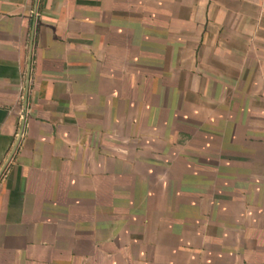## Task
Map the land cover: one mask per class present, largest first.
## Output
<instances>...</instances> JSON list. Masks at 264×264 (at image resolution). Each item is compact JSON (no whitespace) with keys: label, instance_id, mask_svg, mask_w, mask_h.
Returning <instances> with one entry per match:
<instances>
[{"label":"crops","instance_id":"0c3cea01","mask_svg":"<svg viewBox=\"0 0 264 264\" xmlns=\"http://www.w3.org/2000/svg\"><path fill=\"white\" fill-rule=\"evenodd\" d=\"M155 84L232 160L188 197L165 191L184 183L167 145L119 144L167 104ZM256 148L264 0H0V264H148L129 255L140 230L143 249H172L166 264H264Z\"/></svg>","mask_w":264,"mask_h":264},{"label":"rangeland","instance_id":"374dc122","mask_svg":"<svg viewBox=\"0 0 264 264\" xmlns=\"http://www.w3.org/2000/svg\"><path fill=\"white\" fill-rule=\"evenodd\" d=\"M152 90V99L159 101L162 92V99H167V104H162L161 109H159L161 104L154 103V105H152V108L150 109L149 117L147 119H141V116L143 115L140 113L138 119H135L133 121L135 127L133 135H125L123 130L120 129L121 132L124 133V135H120L119 144H131L135 146L148 143L154 144L156 146H162L164 144L167 145L166 150H158L156 151V154L163 156L162 160H164L165 164L167 163L168 169L171 167V169L173 170L170 173L171 176L182 178L184 183L177 186L176 184H168L165 188V191H182L184 195L188 197V194L192 190L196 188L200 190V188L202 187V182L204 180H208L207 177L204 178V176L209 175L210 177L214 174L220 175L222 172V164L226 167L227 163H232V160L231 158L230 160H227V157L225 156L227 155V153H223L222 151L224 150L221 149V147H218L219 145H217L219 143H222V139L218 141L213 135L201 132L202 130H200V128H197V130H195L194 126H190V123L193 124V122L189 117L185 118L180 116L183 115V110H181L179 106H176L175 103H171V101L173 102L175 98L174 94L170 96L171 92L169 89H160L158 85L155 84L154 89ZM135 107L139 108V105L136 104ZM184 112H186L185 108ZM165 126L166 128H164V130L166 131V134L165 136H160L161 138L159 137L158 132L155 133L156 136L151 135L150 139L148 137H142V133H140V131L145 127L154 132L157 131L158 128L162 129ZM242 139L244 138L238 139L237 142H239V140L241 142ZM255 140L256 139L254 138H250V142L248 141L247 144L255 145ZM231 141H236V139L231 136ZM237 145L238 144H236V146L234 144L231 145L232 152L231 154L229 153L231 157L234 155V149H236ZM197 146H201L202 150L196 153L194 151V147ZM210 149L212 150L209 151ZM256 149L258 151L260 150L258 148ZM254 154V150L248 151L246 157L248 158V156H253ZM258 154L264 155V152L259 151ZM223 156H225L224 160H222ZM210 162H214L215 164L217 163L218 166L215 169L209 167L208 164ZM225 167L224 169H226ZM192 180L193 182L197 181L199 184L192 185ZM151 187L152 191H158V189L154 185H151ZM152 234L153 233H151V239H153ZM162 234H164V239H167V234L165 232H163ZM190 234V232H183L182 236L184 238H189ZM132 235L134 237L135 245L134 247L130 248L129 255L135 257L136 261L141 259L144 254L143 252H146L147 257L150 256V262L148 264L167 263L168 258H170L169 254H172V249L165 246V240H160V242H156L155 240L154 242H152L154 245L153 247H150L149 249H143L142 242L146 239L145 237L148 236L147 233L140 230L138 232L132 233ZM180 252L181 251H178L176 252V254ZM124 255L126 256L125 253ZM155 260H160V263H155Z\"/></svg>","mask_w":264,"mask_h":264},{"label":"water","instance_id":"95a60500","mask_svg":"<svg viewBox=\"0 0 264 264\" xmlns=\"http://www.w3.org/2000/svg\"><path fill=\"white\" fill-rule=\"evenodd\" d=\"M29 75H30V62H29L28 69H27L26 94H27V90H28ZM25 106H26V100H25ZM23 125H24V122H22V124H21V129H20V132H19V137H18L17 142H16V144H15V146H14L12 152H11V155H12V153L14 152V150H15L17 144H18V141H19L20 136H21V134H22ZM11 155H10V157H11ZM10 157H9V158H10ZM5 166H6V163L3 165L2 169L0 170V175L2 174V172H3L4 168H5Z\"/></svg>","mask_w":264,"mask_h":264}]
</instances>
